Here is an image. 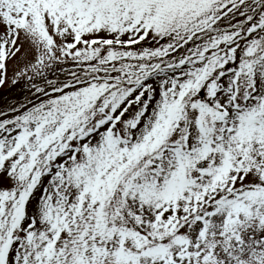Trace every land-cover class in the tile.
Returning a JSON list of instances; mask_svg holds the SVG:
<instances>
[{
    "label": "snow or ice",
    "instance_id": "1",
    "mask_svg": "<svg viewBox=\"0 0 264 264\" xmlns=\"http://www.w3.org/2000/svg\"><path fill=\"white\" fill-rule=\"evenodd\" d=\"M0 264H264V0H0Z\"/></svg>",
    "mask_w": 264,
    "mask_h": 264
}]
</instances>
